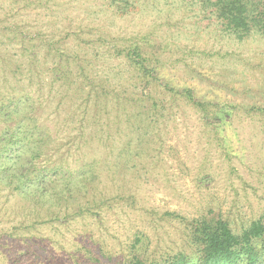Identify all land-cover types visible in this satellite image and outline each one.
Here are the masks:
<instances>
[{
    "label": "rangeland",
    "instance_id": "rangeland-1",
    "mask_svg": "<svg viewBox=\"0 0 264 264\" xmlns=\"http://www.w3.org/2000/svg\"><path fill=\"white\" fill-rule=\"evenodd\" d=\"M212 1L0 0L2 23L28 33L60 37L82 27L79 33L92 36V42L75 47L93 57L89 71L108 75L110 90L99 120H91L85 132L86 137L100 130L102 135L83 146L84 158L96 159V176L84 182L85 196L74 189L76 200L64 194L27 201L0 185V264H124L136 252L156 259L192 248L184 224L165 212L188 220L222 218L234 233L261 217L264 117L257 109L264 108V33L256 21L242 37L229 32L216 19ZM95 32L104 33L103 42ZM5 37L1 41L7 45ZM135 40L155 55L160 80L145 84L123 58L109 52L110 41L128 45ZM19 47L11 41L9 52ZM46 56L39 46L45 80L51 65ZM13 69L11 60L0 84L6 76L5 84L30 90L25 78L16 82ZM165 84L191 88L212 106L203 111ZM47 92L44 85L41 97L47 104L37 118L50 126L57 147L73 133L69 116L75 98L64 96L55 108L60 97ZM148 108V118L137 115ZM123 150L142 152L129 158ZM67 161H74L71 168L82 163ZM56 184L64 187L60 180ZM81 204L101 208L78 210Z\"/></svg>",
    "mask_w": 264,
    "mask_h": 264
},
{
    "label": "trees",
    "instance_id": "trees-1",
    "mask_svg": "<svg viewBox=\"0 0 264 264\" xmlns=\"http://www.w3.org/2000/svg\"><path fill=\"white\" fill-rule=\"evenodd\" d=\"M211 6L214 8L216 19L229 32L242 37L239 34L248 32L250 24L256 21L258 29L264 33V3L260 0H213ZM1 23L0 20V74L8 68L12 60L14 66L12 77L17 79L18 83L25 78L30 90H24L25 88L17 86V83L5 84L8 79L2 76L0 90L2 88L5 92L0 91V185L8 187L27 201H39L44 195L60 198V195L64 194L69 196L68 199L76 200V196L72 194L74 189L81 191L85 196L87 191L83 192L86 190L84 182L96 176L94 171L96 159H85L83 146L94 140L95 136L97 138L102 136L101 130L98 135L93 132L94 137H86L85 132L91 120H99L100 108L107 104L103 98L110 91L105 86L109 82L108 75L101 77L94 70L89 71L94 63L93 57H87L86 53L81 52L84 51L82 47H75L80 43L85 45L91 43L92 36L82 37L79 33L81 27L76 31H65L60 37L53 34L47 38L42 36L40 30L28 33L17 24ZM92 35L98 37L97 42L104 41V33L95 32ZM4 36L10 39L7 45L1 41ZM70 37H73L72 40L76 41V44L70 43ZM11 41L20 44L21 47L18 50H11L10 53ZM111 42L109 51L111 55L123 58L125 65L141 81L146 84L160 80L156 67L157 59L152 51L143 49L137 40L128 45ZM39 46L46 50V58L51 61L47 70L49 72L47 80L42 79L40 74L41 64L38 65L37 57ZM97 54L98 57L101 56L100 53ZM99 78L101 82L96 81ZM44 85L48 87V96L54 97L57 94V97H60L55 108L62 103L64 96L70 101H74L71 94L75 98L73 113L69 116V122L73 124L71 127L73 133L68 134L66 140L59 142L57 147L49 134L50 126H44L43 122L40 124L37 118L38 111L45 107V101L41 97ZM164 89L174 95L183 96L189 103L203 111L212 106L211 103L195 97L191 88L175 89L165 84ZM133 100L138 103L142 101L139 97L135 99L131 97L130 101ZM151 107H156L154 101ZM257 110L264 117V108ZM148 112L149 108L139 111L137 115L148 118ZM139 137L137 141L141 143L143 138ZM126 143L130 145L131 140ZM62 147H66L63 155L60 154ZM141 152L131 153L129 158ZM122 154L129 155V152L123 150ZM122 154L119 151L114 155L115 161ZM70 157L74 160L82 159L81 165L71 168L74 161H67ZM127 159L128 157L125 160ZM59 180L64 187L56 189ZM85 204H81L78 210L90 212L92 208L98 210L101 208L99 205L95 208ZM164 215L178 219L184 224L189 244L192 246L191 250L179 251L156 259H148L142 253L136 252L124 264H264V213L240 233H234L228 222L222 218L188 220L174 212H165ZM136 241L139 242V239Z\"/></svg>",
    "mask_w": 264,
    "mask_h": 264
}]
</instances>
